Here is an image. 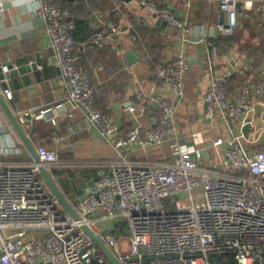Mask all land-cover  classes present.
Listing matches in <instances>:
<instances>
[{"label": "built area", "instance_id": "1", "mask_svg": "<svg viewBox=\"0 0 264 264\" xmlns=\"http://www.w3.org/2000/svg\"><path fill=\"white\" fill-rule=\"evenodd\" d=\"M161 1L139 3L180 29L188 42L187 19ZM211 1L225 14V21L218 15L213 27L224 35L236 32L239 17L247 11L264 20V0ZM38 2L33 13L43 21L53 65L67 96L31 111L30 116L57 126L63 114L81 110L101 136L111 137L117 159L85 194L65 196L80 220L65 211L32 159L0 161V264H109L82 226L93 230L120 264H264V74L244 75V85L234 97L226 93L230 74L211 78L202 115L218 121L226 136L208 142L190 134L182 140L175 120L177 104L163 96L138 98L157 103L156 127L123 129L96 107L94 88L73 52L74 24L68 12L55 0ZM4 12L0 1V14ZM118 34V25L108 20L92 33L89 43L101 48ZM9 65L11 71L19 69ZM189 66L180 50L156 66L154 74L180 97ZM0 67L3 74L10 71L5 64ZM3 94L5 100L12 99L11 90ZM139 109L142 112L144 107ZM127 110L135 112L137 107ZM166 143L175 147L169 161L152 162L140 156ZM10 151L7 145L0 146L1 157ZM36 154L48 171L60 166L58 151L38 146ZM122 223L125 231L117 232ZM36 232L44 238L27 239Z\"/></svg>", "mask_w": 264, "mask_h": 264}, {"label": "crops", "instance_id": "2", "mask_svg": "<svg viewBox=\"0 0 264 264\" xmlns=\"http://www.w3.org/2000/svg\"><path fill=\"white\" fill-rule=\"evenodd\" d=\"M0 1L5 6V12L0 14V66L35 65L24 74L14 76L16 85L6 80L12 99H3L35 151L38 146H45L73 160L63 169L62 176L55 177L51 170L49 172L65 196L70 192L83 195L91 182L109 171L117 159L111 137L101 136L81 110L63 114L57 126L30 116L31 111L64 100L67 91L53 65L54 56L48 47L43 21L33 13L38 0ZM186 2L188 6H184ZM62 4L69 8L67 18L73 24V20H83L95 31L111 20L119 27V34L101 48L89 43L93 32H88L84 40L74 42L73 52L95 94L103 97V110L123 129L137 125L142 129L156 127L159 108L153 104L157 103L152 100L146 104L138 98L163 96L177 104L175 120L181 138L197 134L209 142L226 136L227 130L218 121H207L202 115L203 98L211 78L230 74L226 93L234 97L241 89L238 76L245 74L258 78L264 74V60L259 59V53L264 52V20L252 12L247 11L239 17L234 34L224 35L213 28L218 15L225 21V14L217 3L211 0H162V5L172 7L187 19L191 34L185 42L180 29L167 24L163 26V21L142 9L139 0H62L59 5ZM229 36L235 37L230 45L216 43L221 37ZM180 50L185 52L190 66L183 76V95L178 97L156 78L154 69ZM127 52L133 54L134 62H127ZM231 57L235 60L230 61ZM25 76L28 83H24ZM4 90L0 87L2 97ZM131 105L137 107L135 112L127 110ZM141 107H144L142 112L139 111ZM4 145L11 151L5 157L0 156V161L32 159L0 107V146ZM174 154V145L166 143L148 149L140 156L152 162H166ZM62 166L60 163L59 167Z\"/></svg>", "mask_w": 264, "mask_h": 264}, {"label": "water", "instance_id": "3", "mask_svg": "<svg viewBox=\"0 0 264 264\" xmlns=\"http://www.w3.org/2000/svg\"><path fill=\"white\" fill-rule=\"evenodd\" d=\"M162 24H163V26H165L166 22H163ZM126 59H127L128 63H132L135 61V58L131 52L126 53ZM5 65L7 66L8 70H10V71L7 72L6 74H3L2 68L0 67V87L2 89H7L6 80H10L12 82V84L16 85L17 82L14 79L15 78L14 76H18L19 74H24L26 71L35 67L34 64H31V66H21V67H19V69L17 71H11V66L9 64H5ZM23 79H24V83H28L26 76ZM153 105L157 106L155 103ZM0 107L3 111V113L5 114V116L7 117V119L9 120L11 126L13 127L15 132L17 133L18 137L20 138V140L22 141V143L26 147L27 151L31 155L32 160L36 164L39 165L40 174L43 177V179L45 180V182L47 183V185L49 186L52 193L57 197L58 201L60 202L62 207L65 209V211H67L75 220H80V217L78 216V214L76 213L74 208L71 206L69 201L66 199L64 193L62 192V190L57 185V182L53 178L52 174L41 165V163L37 157L34 145L30 142L29 138L27 137V135L23 131L22 126L17 121V119L14 117L13 113L10 111L9 107L7 106L3 97L1 96V93H0ZM26 124H29V122H27ZM247 130H248L247 126L243 128L244 134H246ZM82 228H83L84 232L93 240L94 244L99 249V251L104 255V257L108 260L109 264H120V262L117 260V258L112 254V252L107 248V246L104 245L100 241L99 237L97 236V234L93 230H91L87 226H82ZM225 264H226V262H225Z\"/></svg>", "mask_w": 264, "mask_h": 264}, {"label": "trees", "instance_id": "4", "mask_svg": "<svg viewBox=\"0 0 264 264\" xmlns=\"http://www.w3.org/2000/svg\"><path fill=\"white\" fill-rule=\"evenodd\" d=\"M62 0H55V2L57 4H60ZM62 6L64 8H67L66 5L62 4ZM69 9V8H68ZM70 11V10H69ZM74 21V29H73V32H72V37H73V40L74 42L77 41V40H84L88 34V32L92 33L94 32L92 30V26H90V24L86 21H83V20H73ZM91 36V35H90ZM90 38V37H89ZM90 40V39H89ZM233 40H235V37H221L218 41H216V43L218 42H222V45H230L231 42H233ZM248 51L250 52V48H248ZM254 55H257V54H254ZM259 59L260 61H263L264 60V52H260L259 53ZM245 74H242L240 76H238L239 78V84L241 85L240 88H242V86L244 85V82H245V79L243 77ZM237 78V77H235ZM102 99V100H101ZM103 97H101V95L99 94H95V104H96V107L102 111H104L103 109ZM106 112V111H104ZM58 158H59V162L63 164L62 167H54L51 169V172L52 174L57 177V176H62L64 170L66 169V166H68L73 160H70V159H67L66 158V155H63V154H59L58 155ZM64 169V170H63ZM121 228V229H120ZM117 232H124L125 231V223H122L120 226L117 227Z\"/></svg>", "mask_w": 264, "mask_h": 264}, {"label": "rangeland", "instance_id": "5", "mask_svg": "<svg viewBox=\"0 0 264 264\" xmlns=\"http://www.w3.org/2000/svg\"><path fill=\"white\" fill-rule=\"evenodd\" d=\"M67 12H69V9L68 8H64ZM31 237H36V238H39V239H43L44 238V234L43 233H41V232H36V233H34L33 234V236H31V235H29V236H27V239L28 238H31Z\"/></svg>", "mask_w": 264, "mask_h": 264}]
</instances>
